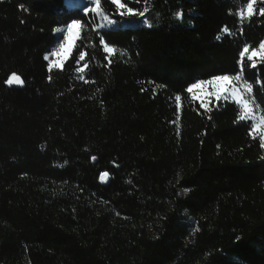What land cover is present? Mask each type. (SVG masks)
<instances>
[{
    "label": "trees",
    "instance_id": "16d2710c",
    "mask_svg": "<svg viewBox=\"0 0 264 264\" xmlns=\"http://www.w3.org/2000/svg\"><path fill=\"white\" fill-rule=\"evenodd\" d=\"M124 2L149 23L110 0L109 27L84 16L90 1L0 0V264H264L261 138L234 100L187 92L237 74L264 41V3L241 18L248 0ZM72 18L75 46L49 71ZM248 64L264 112V61Z\"/></svg>",
    "mask_w": 264,
    "mask_h": 264
},
{
    "label": "snow or ice",
    "instance_id": "6c2138e0",
    "mask_svg": "<svg viewBox=\"0 0 264 264\" xmlns=\"http://www.w3.org/2000/svg\"><path fill=\"white\" fill-rule=\"evenodd\" d=\"M110 2L112 5H115V8L118 10L120 16H124L125 14H127L128 16L138 15V16L143 17L145 14V11H147V9H145L144 11L137 12L134 8L127 7L124 0H110ZM91 3H93L95 6L91 8L85 7L83 9V14L85 17L88 15L89 12L99 13L101 10V0H91ZM255 4H256V0H248L246 14L245 12L241 11L239 13L240 17L243 18L246 15L247 17L251 18L255 13V10H254ZM260 15L264 16V7L260 8ZM105 19H107V17H105ZM115 23H116L115 20L108 21L109 25H114ZM81 24H82V20L80 18H72L71 22L66 24V31L62 30L59 27L55 29L56 34L58 35L62 34V40H60L59 42V47L50 52L51 56L61 57L65 53L66 50L72 51L71 44L74 42V30L79 29L81 27ZM225 31H227V29H225ZM106 34L107 32H105V35ZM75 35L79 36V32H76ZM105 35L100 36L99 43L103 46V50L105 53H112L114 49L110 47L108 43L105 42ZM76 52L79 54V60L83 61L85 59V53L80 51L79 48L76 49ZM258 55L260 59L264 61V41L260 42L258 49H253L251 52H250V46L245 44L242 50L239 51V59L237 61V64L239 66V71L237 72V74H235L234 76H230L227 74L213 75L210 79H200L199 82L192 83L191 86L187 88V92L192 93L195 89L200 88L201 85H204V84L214 85L216 84L217 81H223L225 84H228L230 86L229 94L231 95V97L237 103L242 105L243 115L240 116V119L241 120L246 119L252 113V106L250 105L249 100L244 99L242 97L240 89L233 85L238 84L241 80H244L245 84L243 86V91L246 93H253V83H247V80L252 79L254 83H260V81L256 77L255 73H253L252 76H247L248 69H249L248 62H251L252 69H256L257 64L254 58H256ZM64 58L66 59L67 57H64ZM43 59L45 61H48L49 55L47 54L44 55ZM72 60L73 61L76 60L75 54L73 55ZM47 67H48V70L51 71V69L54 67L57 69L61 68L62 64L60 60L57 59L56 61L49 62ZM87 67L88 65H85L83 68H77V72H84L85 68ZM49 79H51V77ZM5 83L9 86L14 85V84L22 85L23 80L20 75L13 73L11 77L5 81ZM257 91L264 92V83H261V87L258 88ZM214 95L217 100L220 99L219 92L214 93ZM180 98L181 97L179 95L175 97L176 100H180ZM193 99H195V96L193 97ZM254 102L255 101H253V103ZM261 123L264 124V119H262ZM261 147H264V138L261 139ZM107 175H108L107 172L103 174V176H107ZM177 175L179 177V173ZM103 176L101 177L102 179H103ZM185 191H187V189H185ZM225 264H228V262L226 261Z\"/></svg>",
    "mask_w": 264,
    "mask_h": 264
},
{
    "label": "rangeland",
    "instance_id": "374dc122",
    "mask_svg": "<svg viewBox=\"0 0 264 264\" xmlns=\"http://www.w3.org/2000/svg\"><path fill=\"white\" fill-rule=\"evenodd\" d=\"M66 2L67 3L68 2L73 3V4H71V6H76V7L84 4V0H66ZM260 3H264V0H256V4L254 6V10H255L256 6L260 5ZM94 6L95 5L93 3H91V0H90V6L88 8H91V7H94ZM144 10L145 9L138 10L137 12L144 11ZM242 11L245 12V14H246L247 6ZM93 14L95 15V18H96V21H97L96 27H104V26L105 27H109V26H112V25L108 24V21L111 20V19L109 17L105 16L101 12V10H100L99 13H93ZM146 16H147V11H145V14H144L143 17L137 15V17H141L142 20L147 21L149 23V19ZM105 17H107V19H105ZM243 18H247V16L245 15ZM135 24H136L135 22L125 23V25H135ZM59 28H61L62 30L66 31V25L59 26ZM76 32L80 33V28L77 29V30H74V42L71 44V49L74 48L75 42H76V40L78 38V36L75 35ZM60 40H62V34H60V35L56 34V41H55L54 45L47 52V55H49L48 63L52 62V61H56L57 59H59L61 64H62L64 62V60H65L64 57H68L69 54L71 53V51H67L66 50L65 53L61 57H53V56L50 55V52L52 50H55L56 48L59 47ZM258 47L255 48V49H258ZM252 50H250V52ZM254 60H255L256 63L258 61H261L259 55L256 58H254ZM197 82H199V81H197ZM247 83H249V82L247 81ZM244 84H245V81L241 80L238 84H235L233 86L238 87L240 89V91H241L242 97L244 99L249 100V103L252 106V113L245 120H247V121H249L251 123L253 133H255L256 135L260 136V138L262 139V138H264V124H262L261 121H262V119H264V112L262 111L261 106L256 103L255 98L253 97V93H246V92L243 91ZM229 88H230V86L228 84H225L223 81H217L216 84H214V85H211V84L201 85L200 88L195 89L192 93H190V95L192 96V98L195 96V100L198 101L199 103H201L203 106H207L209 103L217 101V99H216V97L214 95V93H217V92H219L221 100H224V99H232V100H234L231 97V95L229 94ZM253 101H255V102L253 103ZM237 104L240 107L241 116H242L243 115L242 105H240L239 103H237ZM102 176H103V174L101 175V177ZM101 177H100V181H105V180H107L108 175L107 176H103V179ZM182 193H183V191H182ZM186 220L189 221V223L192 225V229H194L195 228L194 221L190 217H186Z\"/></svg>",
    "mask_w": 264,
    "mask_h": 264
},
{
    "label": "water",
    "instance_id": "95a60500",
    "mask_svg": "<svg viewBox=\"0 0 264 264\" xmlns=\"http://www.w3.org/2000/svg\"><path fill=\"white\" fill-rule=\"evenodd\" d=\"M23 84H24V83H23ZM23 84H22V85H15V84H14V85H12V86H20V87H21V86H23ZM103 174H104V173H103ZM108 178H109V176H108ZM108 178H107V180H108ZM107 180L102 181V182H106Z\"/></svg>",
    "mask_w": 264,
    "mask_h": 264
}]
</instances>
